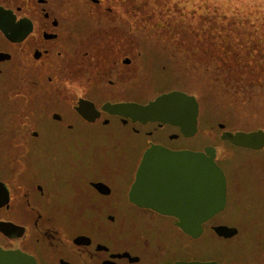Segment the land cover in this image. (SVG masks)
<instances>
[{"label":"flooded vegetation","instance_id":"af4514ba","mask_svg":"<svg viewBox=\"0 0 264 264\" xmlns=\"http://www.w3.org/2000/svg\"><path fill=\"white\" fill-rule=\"evenodd\" d=\"M49 7L50 0H43L32 15H24L30 31L21 41L11 42L0 31V53L9 56L0 61V77L13 68L23 95L45 79L59 81L65 91L52 93L55 108L48 120L0 127V248L24 253L36 264H264V139L253 148L221 140L223 132H239L225 130V124L198 144L197 133L185 137L176 125L106 113L105 104L150 101L130 92L114 98L116 62L103 72L110 76L105 91L94 90L98 78L75 93L76 104L84 100L96 112L85 119L78 105L69 107L71 54L61 48L62 22ZM14 15L15 23L23 18ZM126 67L120 69L125 75L132 71ZM86 70L99 73L93 63ZM105 96L110 98L100 101ZM182 139L190 143L183 145ZM152 146L192 152L191 160L189 169L159 165L162 178L147 179L145 206H140L131 188ZM206 148L213 149L225 186L222 202L207 194L213 172L199 169L198 154L209 158ZM156 165L149 163L151 172Z\"/></svg>","mask_w":264,"mask_h":264},{"label":"rangeland","instance_id":"374dc122","mask_svg":"<svg viewBox=\"0 0 264 264\" xmlns=\"http://www.w3.org/2000/svg\"><path fill=\"white\" fill-rule=\"evenodd\" d=\"M42 2L0 0V8L10 11L14 21L15 12L28 21L24 15H32ZM46 9L61 19V48L71 54L69 107L89 80L99 78L93 88L105 91L104 81L110 76L103 72L110 62L111 66L116 62L118 95L114 98H125L129 92L141 93L140 99L145 101L174 91L193 96L199 106L194 139L198 144L219 134V124H226L225 130L259 129L264 133V82L249 93L224 89L214 66L220 62L217 52L232 54L231 43L241 40L254 46L255 60L261 62L257 65L264 67V0H50ZM107 46L113 47L112 55L104 48ZM89 63L99 73L86 70L84 74ZM128 65L132 71L125 75L120 69ZM20 82L13 68L0 77V127L48 120L55 108L52 93L65 92L59 81L47 84L45 79L39 83L44 87L38 85L23 95ZM106 98L110 97L100 101ZM69 112L72 114L71 109ZM189 143L182 139L183 145Z\"/></svg>","mask_w":264,"mask_h":264},{"label":"water","instance_id":"95a60500","mask_svg":"<svg viewBox=\"0 0 264 264\" xmlns=\"http://www.w3.org/2000/svg\"><path fill=\"white\" fill-rule=\"evenodd\" d=\"M26 23H25V22ZM22 26L21 31L15 30L14 26ZM0 31L11 42H17L23 40V38L30 31V22L22 20L15 23L12 13L8 10L0 8ZM3 59L9 58L7 54H0ZM124 63H129L125 60ZM76 111L81 114L85 119L91 120L90 116L96 113L93 105L79 100L77 103ZM85 106L89 108L88 111L84 110ZM103 111L110 115H118L123 118H129L132 121L146 123V122H158L161 124L176 125L180 128L185 137H191L197 132V117H198V104L193 96H188L182 92H169L157 96L154 100L149 101L145 105L136 103H122V104H105L102 108ZM220 129L223 125H219ZM222 140H228L231 143L245 147H256L260 143L259 140L264 139V134L261 131L242 133L238 132L230 134L227 132L222 133ZM192 153V152H191ZM190 152H172L159 146H152L144 153V157L141 160L135 177V181L131 188V198L134 203L145 206L143 195L145 194L148 178L155 175H161L163 167L159 166L162 163H173V170L184 168L179 165L185 164L186 169H189ZM158 155L157 160L154 156ZM205 155H209V158H205L201 153L198 154V162L200 163L199 169H207L213 172L208 176L210 182L206 185L208 197L210 201L216 203L222 202L225 186L221 181V174L219 168L214 163V152L211 148L205 149ZM149 163H157L156 167L152 168V172L149 168ZM157 175V176H158ZM159 177V176H158ZM162 178V177H159ZM150 191V190H149ZM164 189L162 190V192ZM161 192V193H162ZM155 211L162 212L164 209L153 207ZM0 264H36L34 259L19 251H4L0 248Z\"/></svg>","mask_w":264,"mask_h":264},{"label":"trees","instance_id":"16d2710c","mask_svg":"<svg viewBox=\"0 0 264 264\" xmlns=\"http://www.w3.org/2000/svg\"><path fill=\"white\" fill-rule=\"evenodd\" d=\"M246 42L237 40L231 43L232 54L218 55L219 52L215 54L220 61L214 64L215 75L220 77L224 89L231 88L239 93H249L259 82H264V76H261L264 67L257 65L261 62L255 60L256 50ZM228 45L230 46V43Z\"/></svg>","mask_w":264,"mask_h":264}]
</instances>
